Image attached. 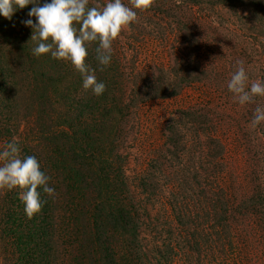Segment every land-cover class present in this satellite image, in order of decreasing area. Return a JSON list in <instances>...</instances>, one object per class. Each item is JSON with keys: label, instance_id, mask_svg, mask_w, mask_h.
Here are the masks:
<instances>
[{"label": "trees", "instance_id": "16d2710c", "mask_svg": "<svg viewBox=\"0 0 264 264\" xmlns=\"http://www.w3.org/2000/svg\"><path fill=\"white\" fill-rule=\"evenodd\" d=\"M33 6L0 16V149L18 138L21 156L38 159L57 195L41 189L46 202L29 219L19 189L0 190V264H264V171L253 183L234 180L219 124L209 126L210 177L198 194L181 180L166 185L168 197L156 183L160 224L136 207L122 153L130 122L154 100L204 87L208 71L222 68V49L231 66L252 53L259 78L264 0H155L114 42L103 71L98 44L88 45L86 63L106 85L100 96L83 90L70 62L33 55L32 28L22 23ZM173 120L177 148L184 124Z\"/></svg>", "mask_w": 264, "mask_h": 264}, {"label": "rangeland", "instance_id": "374dc122", "mask_svg": "<svg viewBox=\"0 0 264 264\" xmlns=\"http://www.w3.org/2000/svg\"><path fill=\"white\" fill-rule=\"evenodd\" d=\"M219 57L222 68L216 76L208 71L204 87L196 83L183 95L154 100L145 107L140 119L136 117L130 122L131 133L122 151L126 159L125 174L136 207L140 206L142 212L144 207L149 211L154 221L152 226L160 224L157 219L161 217L156 183L161 184L165 195L170 197L168 183L182 180L186 194L191 195L198 194L201 189L197 186L208 181V146L212 141L209 126L213 122L219 124V134L229 142L228 162L233 167L234 180L253 183L263 176L260 171H264V131L253 132L249 127L256 105L240 106L227 89L237 60H244L250 79H256L258 73L252 71V63H249L252 53L235 57L232 66L227 50L222 49ZM259 75L258 79H264V68ZM205 87L202 94L200 89ZM174 118L184 124L185 141L177 148L172 146L167 130L174 126ZM181 167L185 176L178 172Z\"/></svg>", "mask_w": 264, "mask_h": 264}, {"label": "clouds", "instance_id": "9594fccd", "mask_svg": "<svg viewBox=\"0 0 264 264\" xmlns=\"http://www.w3.org/2000/svg\"><path fill=\"white\" fill-rule=\"evenodd\" d=\"M51 0L40 5V0H0V16L11 20L18 9L34 5L27 13L30 19L22 21L32 28L30 39L36 43L33 55L50 54L57 60L68 61L82 77L84 91L96 96L106 91V85L97 80L95 69L86 63L88 45L97 43L96 60L103 71L114 53L113 44L125 30L138 23V11L155 6V0ZM31 17H35V23ZM227 89L240 106L255 104L250 130L264 124V79L251 80L244 60L236 61ZM51 177L41 170L35 156H21L18 138L13 137L0 149V190L19 189V199L27 218L41 213L45 200L41 189L50 198L56 191L49 186Z\"/></svg>", "mask_w": 264, "mask_h": 264}]
</instances>
